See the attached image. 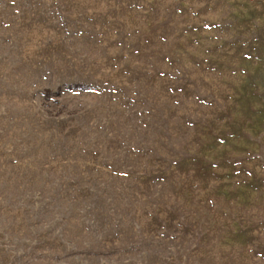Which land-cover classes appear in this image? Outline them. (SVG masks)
I'll list each match as a JSON object with an SVG mask.
<instances>
[{
    "label": "rangeland",
    "instance_id": "374dc122",
    "mask_svg": "<svg viewBox=\"0 0 264 264\" xmlns=\"http://www.w3.org/2000/svg\"><path fill=\"white\" fill-rule=\"evenodd\" d=\"M0 264H264V0H0Z\"/></svg>",
    "mask_w": 264,
    "mask_h": 264
}]
</instances>
